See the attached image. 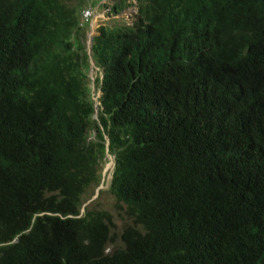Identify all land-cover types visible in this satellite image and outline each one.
<instances>
[{
	"label": "trees",
	"instance_id": "trees-1",
	"mask_svg": "<svg viewBox=\"0 0 264 264\" xmlns=\"http://www.w3.org/2000/svg\"><path fill=\"white\" fill-rule=\"evenodd\" d=\"M84 1L0 0V264H264V0H133L97 102Z\"/></svg>",
	"mask_w": 264,
	"mask_h": 264
},
{
	"label": "rangeland",
	"instance_id": "rangeland-1",
	"mask_svg": "<svg viewBox=\"0 0 264 264\" xmlns=\"http://www.w3.org/2000/svg\"><path fill=\"white\" fill-rule=\"evenodd\" d=\"M74 2L75 0H70ZM95 1V0H92ZM84 7L86 10H90L92 16L88 22V25L84 27L81 33L80 39L82 40L84 51L88 56V62L90 64L88 78L90 80V89L94 102H97L100 94L95 93V80L98 76H101V72L94 66V63L91 58V40L94 36L97 35V31L101 27L113 28L118 25H132L134 17L136 14V3L133 0H127V5L129 7L125 8L117 15L112 13V6L116 3L114 0H100L94 7H91V2L88 0L84 1ZM91 8V9H90ZM83 24H81L82 26ZM97 105V104H96ZM96 118V117H94ZM113 171V164L109 156H106V162L102 170V181L99 188L95 191L94 196L88 194L84 198V205L81 210L83 214L85 208H90L94 206L98 210H104L111 214L114 222V244L120 245L118 238L125 224H128L129 221L126 218L124 213V208L117 209L115 207L116 203L114 198L109 195L108 187L111 180V175ZM113 244V245H114ZM113 246L110 247L111 250Z\"/></svg>",
	"mask_w": 264,
	"mask_h": 264
},
{
	"label": "clouds",
	"instance_id": "clouds-1",
	"mask_svg": "<svg viewBox=\"0 0 264 264\" xmlns=\"http://www.w3.org/2000/svg\"><path fill=\"white\" fill-rule=\"evenodd\" d=\"M85 12H89V13H90V17L87 19V21L90 20V18H91V16H92V14H91L92 12H91V11H89V10H85V11L83 12V14H82V20H83V22H87V21L84 20V17H83Z\"/></svg>",
	"mask_w": 264,
	"mask_h": 264
},
{
	"label": "built area",
	"instance_id": "built-area-1",
	"mask_svg": "<svg viewBox=\"0 0 264 264\" xmlns=\"http://www.w3.org/2000/svg\"><path fill=\"white\" fill-rule=\"evenodd\" d=\"M83 17H84V20L87 21V19L90 17V13L85 12Z\"/></svg>",
	"mask_w": 264,
	"mask_h": 264
},
{
	"label": "water",
	"instance_id": "water-1",
	"mask_svg": "<svg viewBox=\"0 0 264 264\" xmlns=\"http://www.w3.org/2000/svg\"><path fill=\"white\" fill-rule=\"evenodd\" d=\"M111 159V158H110ZM113 164V163H112Z\"/></svg>",
	"mask_w": 264,
	"mask_h": 264
}]
</instances>
